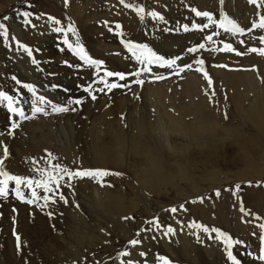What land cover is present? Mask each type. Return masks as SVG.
Instances as JSON below:
<instances>
[{
  "label": "bare ground",
  "instance_id": "1",
  "mask_svg": "<svg viewBox=\"0 0 264 264\" xmlns=\"http://www.w3.org/2000/svg\"><path fill=\"white\" fill-rule=\"evenodd\" d=\"M81 1L82 3H80ZM81 1L73 0L74 7H78L72 13L73 19L68 18V20L72 27L75 26L79 36L80 33H83L84 40L81 36L82 41L79 43L85 44V51L92 58L104 63L97 69L78 61L84 72L77 75L79 82L78 86L73 87V91L68 88L66 79L68 74H71L72 69L64 62L67 61L70 65L76 64L72 62L71 50L63 43L64 33L54 31L55 28H64V23L56 24L49 19L46 21L47 24L39 26L41 27L42 38H38V42H32L35 44L33 47L29 46L24 38V40L18 37L11 40L8 37L4 38L6 45L3 47L7 48L5 57L8 63L2 56L0 91L16 96L21 103L14 106L23 108L26 114L33 118L21 120L19 116L9 112L6 102L0 103V160H3V168L9 173L32 179H40L39 170L49 169V165L55 163H59L72 171L107 169L122 175H112L110 186L105 181L108 179L107 176L102 178L103 186L97 180L88 177L71 180L64 177L60 181L61 187L55 193L45 192L42 188H35L34 185L33 187L41 199L31 204L22 202L17 198L14 191L15 184L10 181L8 196L0 197V264H62L61 262L65 261V256L69 255L72 249L80 250V246L78 247L77 242L72 238V232L81 233L84 228L90 230L93 220L98 222V226L102 225L98 218L85 210L84 204L91 206L97 216L108 220L116 218L119 222L129 220L125 217H135L132 213L139 210L141 205H144L148 211L153 207L152 201L142 196L138 197L140 199L138 203L133 202L128 196L127 189L130 191L141 185L155 183L160 187H165L170 183L174 185L175 179L182 172L187 173L188 177L192 179L194 177L206 178L212 174L221 175L223 173L222 168L228 170L232 178L237 179L257 178L256 176L264 175V151L261 150L263 149L262 142H264V64L259 65L261 78L256 79L251 73L253 70L249 73L251 69H248V72H231L229 69L239 70L241 68L244 70L246 66L242 64V60L237 62L238 64H228L229 61L227 60H218L220 54L214 48L210 52L206 49H200L195 53H189L187 49L201 44L205 34L202 30L191 27L196 21L188 19L191 18V14L186 6L189 5L191 8L193 5L189 1L161 0L164 2V6L157 7L160 10L159 15L163 19L154 17L153 23H149L152 25L149 26L151 28H148V33L142 30L133 40L124 37V32L118 31V27L111 29V26L101 25L102 27L99 28V20H96L95 23L92 22L100 14L98 10H105V13L112 11V0H96L95 9L90 11V5L85 4V0ZM193 3L200 2L193 1ZM238 5L240 7V10L237 11L240 16L239 22L244 24L245 11L256 9H254L253 3L248 0L244 1L243 5L239 0L236 3V8ZM244 5L248 9L245 8L243 14ZM80 7H84L82 13H80ZM197 8L199 9V7ZM139 16L137 17L140 19L141 16ZM212 20L216 21L212 27L217 31L218 16ZM150 21L148 20V22ZM77 22L80 25L79 30L76 26ZM161 23L162 25H160ZM3 24L8 26L9 23ZM184 25L189 26V31H184ZM212 27L204 28L208 30L207 34L210 30L212 31ZM15 29L19 30L20 27L16 26ZM114 30L119 36H123L125 42L131 41L135 44L147 45L155 53L167 59L176 58L179 54L183 56L177 61L179 64L176 63L169 69L166 68L167 66L159 68L151 66L152 72L144 73L142 72L144 66L131 56L123 44H119L120 42L111 36V32ZM65 32L67 31L65 30ZM12 34L15 35L13 30ZM224 37L228 38L229 35L223 34V40ZM217 38L219 40L217 45H219V34ZM68 39L71 41L70 35ZM191 41L193 42L190 43ZM210 42L208 41V43ZM21 44L27 45L32 50L31 57L20 47ZM111 44H115V47L121 49L117 51V57L106 50V46L109 47ZM214 55L215 57L210 58ZM33 59L38 63L33 64ZM198 59L204 61L202 66L204 71H207L216 84L215 94L207 91L205 85L200 83V78L204 74L202 73L201 76V73L195 72L196 69L201 68V65L195 63ZM120 60L126 61V64ZM214 63L226 65V67L219 66L220 70H211V65ZM186 64H191L192 68H185L184 71H180L179 66ZM105 69L124 72L126 74L124 81H120L117 77L107 79L110 83L127 84L128 87L116 88L110 92L107 88L103 92L96 91V89L104 87L102 83H99V79L103 76ZM174 70H177L180 75L182 74L180 79L183 81L180 85L182 86L181 94H179L180 90L175 89L174 91L173 89L174 96L171 97L167 95L166 87L176 80ZM136 72H139L140 75H131V73ZM214 73L218 74L226 85L225 91L228 94L226 103H224V96H218L221 93L217 95L219 88L217 85L221 82ZM13 76L23 83L33 84L38 95H44L53 102L64 105L69 98L84 101L86 98L84 88L88 86L87 81H91L93 94L98 98L95 104L99 106L98 104L101 103L109 106L107 109H105L107 105L103 108L100 107L102 109L98 108L100 111L97 112L95 108L86 122H80L78 115V110L82 104L72 105L71 108H75V111L69 110L62 113L53 112L48 105H39L45 109L47 114L36 113L33 116L32 100L34 97L22 85H18L12 79ZM155 76L165 78L155 80ZM140 79L144 80L142 89L139 88L141 85L135 82ZM52 85L59 87L54 89ZM64 89L69 90V96ZM212 91L214 92L213 87ZM166 98H171L172 113L166 109L167 104L164 102ZM106 99L109 101L106 102ZM196 99L202 100L201 103H197ZM248 101L251 102V114L247 121L255 125V134H244V126H238L239 129L234 131L236 127H233L234 122L232 124L234 119L239 121L240 117L243 121L244 106L248 104ZM211 102H218V104L216 103V106L211 107ZM112 103L113 105H111ZM229 103H231V107L228 106ZM222 107L229 111V115H227L230 121L224 124L226 127L219 126L218 113L216 116L210 114V109L217 110ZM252 107H255L256 110H252ZM13 123L19 125L14 130L12 129ZM78 124L84 130V137L88 139L86 142L75 143L77 139L74 131ZM233 134H236L234 137L232 136L234 144L230 143V139L228 140V136ZM5 147L8 149L6 158ZM49 153L56 159L49 157ZM119 183H122V186L119 187ZM21 191L26 200L33 199L30 189L22 185ZM132 191L136 194L135 190ZM61 194L65 196L67 203L59 198ZM46 195L54 199L55 203H52L51 200L46 202L42 198ZM70 201H73L74 204H71ZM155 205L159 206L160 203H155ZM70 212L73 213L72 218L69 217ZM153 213L150 211L149 215H153ZM262 219H254L251 223L252 229H247V232L254 235L252 237L244 235V237L247 236V244L244 245L243 243L239 248L232 249L233 254L237 256L241 264H264V261L258 259L259 248L262 246L259 239L262 233L260 225L264 224ZM72 220L76 225H73L74 228L69 224V221L71 223ZM137 221L133 223L132 227L138 226ZM115 225L118 224L115 222ZM205 227L209 228L208 233L203 232L202 229L189 227L187 230H176L175 234H169L171 238L175 237L177 247L180 245L182 249L183 243L184 245L186 243L185 236L191 240L196 239L200 248L207 244L210 249L200 253V263L187 260L185 252L183 254L180 251L178 252L182 261L172 259L168 244L165 241L166 235L163 234L164 230L167 231V229L161 224L149 227L150 235L140 234L141 243L135 247L131 245L135 256L132 254L133 258L130 254V257L134 259L132 260L134 264H160L157 259L158 256L169 258L173 264H232L228 259L221 260L219 255L209 257V254H213L214 250L220 248L219 244L223 240L214 238L216 233L211 231L214 227ZM223 233L228 234L234 240H239L236 232L234 235H230L229 232ZM82 234L86 239L87 234ZM17 235L20 237L19 249L17 248ZM149 236L152 238L151 240ZM79 239L82 238L79 237ZM179 241H181L180 244H178ZM141 252L146 253V255L140 256L139 253ZM64 264L67 263L64 262Z\"/></svg>",
  "mask_w": 264,
  "mask_h": 264
},
{
  "label": "rangeland",
  "instance_id": "2",
  "mask_svg": "<svg viewBox=\"0 0 264 264\" xmlns=\"http://www.w3.org/2000/svg\"><path fill=\"white\" fill-rule=\"evenodd\" d=\"M78 1H81V0H78ZM87 1L89 0H85L86 2L85 4L90 5L89 11L91 9L94 10L95 9L94 3H96V0H93L92 2H87ZM186 1H189L191 4H193L191 5V8L189 5L186 6L187 10L191 14V18H188V17L186 18L194 22L196 21V23L198 24H201V25L209 24V28L213 26V23H210L209 20H207V18L195 16V13L192 11L193 8L199 11L201 10L202 12L203 11L210 12L212 14V18H214L215 16H218V19H219L218 21L223 20L225 17H228L229 19L231 18V20H234L237 24H239V26H241V28L245 29L243 33H238V34L235 33L234 35L233 33H230V32L226 33L222 28L219 27V23H218L217 31H215L213 27H212V31L210 30L211 32L209 31L208 34H207L208 32L207 29L202 30L203 32H205L204 40L202 43L205 45L204 49H206L207 51L209 50V52L213 48L215 51H217L218 49H222L225 43H230L233 46V48H235L237 51L246 53V54L236 55L235 52L230 53L227 51L218 50V54H220V57L218 58V60L220 61L227 60L230 62V63L228 62V64H231V63L238 64L239 61L242 60L243 62L242 64L246 66L244 70L241 68L239 70L238 69H229V70H231V72H235V71L248 72L251 69L249 73L253 70L254 72L253 71L251 72L252 75L256 79L261 78L260 73H259V65L264 64V56L258 53L247 52V49L252 48V47L264 48V43H261L259 40L260 36H264V29L255 28V29H252L251 31L248 30L252 24L259 23L260 15L264 14V11H263L264 7H258L257 5L254 6L253 4L254 9H256V10H253V9H248L244 5L243 14H244V10L246 9L248 10L245 11L246 15L244 16V19H243L244 24H243L239 22L240 16L237 14V11L240 10V7L238 5V7L236 8V3H238L239 0H223V3H221V0H186ZM193 1H198L200 3H193ZM244 1L246 0H241L242 5ZM248 1L250 2V0ZM72 2L73 0H68L67 4H65V0H0V23L2 22L9 23L8 26L6 27L8 29V38L10 40L14 39L15 37L21 38V40L26 39L24 41H26L29 46L33 47L35 46V44H32V42H38V38L40 37L42 38L41 27L39 26L47 24L46 21L49 20V17L54 16L56 20H59L60 22L64 23L65 26L63 29L66 31L69 26H72L68 18L73 19L72 13L73 11H75L76 7H78V6L74 7ZM80 3H82V1ZM129 4H131L133 7L126 6ZM112 6H113L111 9L112 11H107V13L104 12L105 10L103 11L98 10L100 14H98V17L95 18L92 22L95 23L96 20H99L98 21V24L100 26L99 28L102 27L101 25H107L106 27L111 26V29L113 27H114L113 29H115L117 28V25H119L120 27H118L119 28L118 31L122 30L124 32V37L126 36L130 40H133L134 37L138 34V32H141L142 30H145V32L148 33L147 30L148 28H151L149 26L152 25V24L149 25V23L151 22L153 23L154 17L152 16L150 17V15H147V14L149 13V11L152 12V10L160 13V10H158L159 8L157 6H164V2H162L161 0H124V3L122 4L120 0H112ZM140 7H143L145 9V12L138 13L137 9ZM197 7H199V9ZM82 9H84V7L83 8L80 7V13H82ZM23 12L30 13V16L28 17V19L31 21L30 24H27L24 22L25 18L22 15ZM5 16L9 17V19L4 20L3 18ZM137 16H139L140 19ZM148 20L149 21L151 20V21L148 22ZM43 21L45 23H41ZM77 24L76 26L79 30L80 25L78 22ZM160 25H162V23ZM16 26H19L20 29L16 30L15 29ZM12 30L14 31L15 35L12 34ZM114 31L111 32L112 33L111 36L113 38L115 37L116 40L120 42L119 44L124 45L125 41H124L123 36L122 37L119 36L117 31L116 30ZM218 31H219V36H220V43L219 45H217L219 40L217 38V35H213L214 38L210 42L212 44L211 45L210 43H208V40L206 39V37L208 35H212L214 32L218 33ZM67 34L68 36L70 35L71 41L70 40L69 41L73 45H75L77 40L79 42H81L82 39L84 40V36H82L83 33H80V36H79V33L76 31V28H75L74 33L67 32ZM223 34L229 35V37L228 38L224 37V40H223L222 38ZM81 36H82V39H80ZM0 38H1L0 39V62L3 64L2 56L5 57L6 55L5 52L7 48L6 49L4 48L6 45L4 42L5 41L4 37L0 36ZM240 41H244V43L241 44L239 43ZM192 42L193 41H191L190 43ZM114 45L115 44H111V46L109 47L106 46L107 48L106 50L108 52H111L112 53L111 55H113L114 57H117V51L121 49H119L118 47H115ZM83 46L86 47L84 43H83ZM72 55H73L72 62H74L76 65H79L80 62L78 61H81V60H79V58L76 57L73 52H72ZM179 55L177 56H179L181 59L183 55L181 54ZM213 57H215V55L211 56L210 58H213ZM4 59L8 63L7 58L5 57ZM173 59H175V57H173ZM121 62H123V64H126V61H121ZM218 65H219L218 63H214V65H211V70L213 69H216L215 71L220 70ZM152 66L159 68V66L157 65H152ZM255 66L256 67L258 66V67L256 68ZM181 67L183 66L182 65L179 66V69ZM166 68L169 69V67H166ZM71 69H72V72L71 74H68L66 79L68 81V88L73 91L74 90L73 87L78 86L77 84L79 82V79L77 75L82 74L84 70L82 69V67H80V65H79V68L71 67ZM173 72L175 74L177 73V70H174ZM195 72L199 74L201 73L200 74L201 76L203 75L202 71L200 72V71L195 70ZM181 75L176 74L175 75L176 80L172 81V83H170V85L166 87L167 95H170L171 97H173L174 96L173 93L175 89H177V91L180 90L179 94H181L182 86L180 85L183 81L180 79L182 77ZM214 75L221 82L220 83L221 85L220 84L217 85V88L219 87L217 89L218 91L217 95L218 93H221L218 96L220 97L224 96V100H225L224 103H226V100L228 99V94L225 91V89H227L226 85L224 84L222 79L218 76V74L214 73ZM200 83L201 84L203 83L205 85L207 91H211V93H214V94L216 93L215 82H213L212 85L209 86V84H207L208 81L207 79H205V76H202V78H200ZM89 84H92V82L87 81V85ZM212 87L214 88V92L212 91ZM139 88L142 89V85L139 86ZM173 89L174 91H172ZM69 93L70 92L67 93L68 96H69ZM84 95L86 98L84 99L82 106L78 110V115L80 116V122H83V121L86 122L87 118H90L95 108L97 112V111H100L99 109H102L103 106L105 107L107 105L105 109H107V107L109 106L108 104L102 105L101 103H99L98 104L99 106H97V104L95 103H97L96 101L98 100V98L93 100L88 92L84 93ZM135 97L137 98V96ZM107 100L108 99H106V102ZM170 101H171V98H166L164 102H166L167 104L166 109L170 111V113H172V105L170 104L171 103ZM201 101L202 100L196 99L197 103H201ZM216 103L218 104V102ZM216 103L211 102L210 104L211 107L216 106L217 105ZM247 103L248 104L244 106L243 121L240 117L239 121H236V119H234L235 121H232V124L234 122L233 127H236L234 131H237L238 126H242V127L244 126V134L245 133L255 134L256 133L255 125H252L250 121H247L249 119L248 118L249 115L251 114L250 113L251 112L250 110L251 102L248 101ZM111 105H113V103ZM230 105L231 103H229L228 106ZM251 109L256 110L255 107H252ZM228 112H229L228 109L223 108V107L217 110L210 109V114L214 116H216V113L219 114L218 116L221 119V122L219 119L220 127H226L224 126V124H226V122L229 123L230 118H228V115H229ZM83 132L84 130L82 126L78 124L74 131V135L76 136V139H77V141L75 140V143L86 142L88 140L87 137H84ZM235 135L236 134L228 136V140L230 139V143L234 144V142L232 141L233 140L232 136L234 137ZM262 146H263V149L261 150L264 151V142H262ZM260 166H263V165H260ZM222 172L223 173H221V175L212 174V175H208L206 178L194 177L193 179L195 181L192 178H189L187 173L182 172L175 179L176 185L175 184L172 185L171 183L170 185H167L165 187H160L157 183L145 185V186L141 185L140 187H136L132 189L136 191V194L133 193L132 190L129 191V189H127L128 196L130 197L131 200H133V202L136 201L138 203L140 200L138 197L142 196L152 201V204L154 205L155 203H160L159 206L153 205V207L149 209V211L144 205H141L140 209L137 210L138 212L136 211L135 213H132L134 214L133 216L135 217H130V219L126 221L128 223H126L123 220L119 222L116 218L115 219L111 218L114 221L113 222L112 220H108L104 217L103 218L99 217L97 216L96 213L93 212V210L91 209L92 208L91 206L84 204L85 210L88 213L92 214L94 217L98 218L102 222V225L98 226V222L93 220L91 221V226L93 229L91 228L90 230H88L84 228L82 229L83 232L81 233L72 232L71 233L72 238L77 242L78 247L80 246L79 247L80 250L77 251V250L72 249L71 253L65 256V261L61 263L64 264L65 262L67 264H124V263L127 264L126 262L128 260H134L133 258L135 256V253L132 251L131 244L129 243V241L132 239L140 240L141 238L140 234L142 233L150 235L149 234L150 228L153 227V225H157L155 223V221L157 220L159 224H161L164 228L167 229L168 227L171 226L175 231L176 230L184 231V230H187L189 227H192L193 224H199L202 226L204 225V226L214 227L216 229H219L221 232H229L230 235H234V232H236L238 235L239 241L243 240L242 242L244 243V245L247 244L246 243L247 236L244 237V235H248V236L250 235V237L254 236L253 233L247 232V229H252L251 223L253 222V220L254 219L261 220L262 218H263L262 220H264V175L261 177L256 176L257 178H250V177L245 178L244 176L245 179H237V178H232V175L226 169L224 170L222 168ZM224 172H227L226 174L228 175L226 176ZM107 177L108 179H106L105 181L109 185L110 182L112 181V175H108ZM237 185H239V189H237ZM118 186L119 187L122 186V183H119ZM217 192L219 193V195H217ZM70 203L74 204L73 201H70ZM181 205H183V207H181ZM241 207H243L250 214L241 212L240 210ZM172 208H176L177 211L175 212L170 211ZM150 211L154 212L153 215H149ZM72 214L73 213L70 212L69 214L70 218H72ZM250 215H251V218H250ZM135 221L138 222V226L132 227ZM115 222L118 225H115ZM149 222H153V223H149ZM69 224L72 226L73 225L76 226L73 220L71 221V223L69 221ZM195 229H202V228H195ZM154 231H157V230H154ZM82 233L87 234L86 239H84ZM105 233L108 235H106ZM165 233H166V230H164L163 234ZM74 234L77 236H75ZM79 237L82 239H79ZM165 238H166L165 241L168 244L169 252L171 253V258L179 262L182 261V258L178 251L182 252L183 254L185 252V256L187 260L189 261L193 260L195 263H200V259H201L200 253L207 252L210 249V247L207 244H205L202 248H200L196 239L193 238L191 240L189 237H186V236H185L186 243L185 245L183 243V249L180 245L179 247H177V243L175 242V237L171 238V236L168 234L165 236ZM149 239L151 240L152 238L149 236ZM180 243L181 241L178 242V244ZM219 245L222 250L220 248H218L217 250H214L213 254L212 253L209 254V257L211 258L212 255H216V256L219 255L221 257V260L227 259V249L225 248L223 241ZM240 246L241 244H234L233 249L239 248ZM137 248H140V247H137ZM136 250H140V249H136ZM136 250L135 252H137ZM125 251L130 252L131 255L134 254V256L132 255L133 258L130 256L126 257L123 255H120V253L125 252ZM135 258L137 259V257Z\"/></svg>",
  "mask_w": 264,
  "mask_h": 264
},
{
  "label": "snow or ice",
  "instance_id": "3",
  "mask_svg": "<svg viewBox=\"0 0 264 264\" xmlns=\"http://www.w3.org/2000/svg\"><path fill=\"white\" fill-rule=\"evenodd\" d=\"M120 2L123 4L124 0H120ZM251 3H253L254 5H257L258 7H264V0H250ZM68 3V0H65V4ZM221 3H223V0H221ZM127 7H132L131 4L126 5ZM192 11L195 13V16L197 17H205L209 20L210 23H216V21L212 20V14L210 12L207 11H199L195 8L192 9ZM138 13H143L145 12V9L143 7H140L137 9ZM23 17L25 18L24 22L27 24H30L31 21L28 19V17L30 16V13L28 12H23L22 13ZM148 15L152 16V17H156L159 19H163L162 16L159 15V13L152 11L149 12ZM4 20L9 19V17L5 16L3 18ZM50 20H53L54 23L56 24H60L59 20H56L54 17H49ZM117 27H120L119 25H117ZM192 29H197V30H203L204 28H208L209 24H198V23H193L191 25ZM219 27L222 28L225 32H230V33H243L245 31V29L241 28L234 20H231L227 17H225L223 20L219 21ZM255 28H259V29H264V14L260 15L259 18V23H254L251 25V27L248 29L249 31H251L252 29ZM184 31H189V26L188 25H184L183 26ZM54 31L59 32V33H64L65 38L63 43L65 45H67L68 49H70L74 55L76 57L79 58V60L83 61V63L85 65H90V66H94L95 68L99 69L101 65H103V61L98 60V59H94L92 58L84 49V46L82 44L79 43V41L77 40V42L75 43V45H73L72 43H70L68 36H67V32H75V28L72 26H69L67 29V32H65V30L63 28H55ZM122 34V33H121ZM219 33H213L212 35H208L206 37V39L208 41H212L213 40V35H218ZM0 36L4 37L5 39L8 37V29L5 26V24L0 23ZM259 40L261 43H264V36H260ZM241 44L244 43V41H240ZM124 46L127 49V51L129 53H131V56L133 58H135V60L143 65L144 67L142 68V72L144 73H151L152 72V65H157L159 67H164L167 66L169 68H171L173 65H175L177 63V60L180 59L179 56H177L175 59H167L162 55H158L157 53H155L152 49L148 48L147 45H143V44H135L131 41L128 42H124ZM21 48H23V50L28 54V56H32V50L27 46V45H20ZM205 45L203 43L199 44L196 47H190L187 49V51L189 53H195L197 51H199L200 49H204ZM219 51H227V52H235L236 55H244L246 53H242L237 51L235 48H233V46L230 43H225L222 49H218ZM247 52H253V53H258L262 56H264V48H256V47H252V48H248ZM33 64H37L38 62L33 59L32 60ZM66 65H68L69 67H79V65H70L68 64L67 61L64 62ZM195 63L201 65V68L196 69L197 71H202L205 78L208 81L209 86L212 85L213 81L211 79V77L209 76V74L207 73V71H204L203 69V64L204 61L202 59H198L195 61ZM220 67H226V65H218ZM191 69L192 65L191 64H186L183 67L180 68V71H184V69ZM99 74V73H97ZM177 75H179V72L175 73ZM131 75H140L139 72L136 73H131ZM111 77H117L120 81H124L126 79V74L124 72H116V71H111V70H104L103 76L100 77L99 79V83H102L104 85V87L96 89V91H100L103 92L105 88H107V90L110 92L113 89L116 88H122V87H128L127 84H120L117 82H109V80L107 78H111ZM165 77L163 76H155L154 79L155 80H160V79H164ZM12 79L18 84V85H22L23 88L27 89L28 93H30L34 99L32 100V113L33 116L36 113H44L47 114L45 112V109L43 107H40L39 105H48L51 107L52 111L55 113H62V112H68L69 110L75 111V108H71L72 105H80L82 104V100L81 99H72L69 98L67 100L66 105L64 104H59L56 102H53L51 99H48L46 96L44 95H38L37 94V89L33 84H29V83H23L19 80H17V78L15 76L12 77ZM137 84L143 85L144 80L140 79V80H136L135 81ZM52 87L55 89L57 87H59L58 85H52ZM65 92H68V89H64ZM84 91L88 92L89 95L91 96V98L93 100H95L97 97L96 95L93 94V90H92V85L89 84L87 87L84 88ZM7 103V107L10 113L15 114L17 116H19V118L21 120H27V119H31L33 118L32 116H28L26 114V112L24 111L23 108L18 107V106H14V105H18L19 103H21L20 100H18L16 98V96L13 95H9L8 93L4 92V91H0V103ZM19 125L16 123L12 124V129L14 130L15 128H17ZM11 134V133H10ZM4 154H5V158L8 155V149L7 147L4 148ZM49 157H51L52 159H56L55 157H52V154L49 153L48 154ZM3 160H0V197H7L9 194V182H14L15 184V195L17 196L18 199H20L22 202H26V203H34L36 200L41 199V197L37 194V192L35 191V188H42L45 192H52L55 193L56 191L59 190V188L61 187L60 185V181L64 179V177H68L69 180L73 179V178H84V177H88L91 179H95L98 182L101 183V186H103V177H106L108 175H122L121 173H114L111 172L110 170L107 169H85V170H69L67 167L62 166L59 163H55V164H50L49 165V169H40V175L41 178L40 179H32L29 177H25V176H20V175H13L11 173H9L8 171L4 170L3 168ZM24 186L28 189L31 190V195L33 197V199H25V195L24 193L21 191V186ZM35 185V188L33 187ZM54 186V187H53ZM110 186V185H109ZM237 189H239V185H237ZM217 195H219V193L217 192ZM46 202L51 200L52 203H55V200L52 199L50 196H43L42 197ZM61 200H64L65 203H67V200L65 198V196L63 194L60 195L59 197ZM181 207H183V205H181ZM241 212H245L246 214H250L248 213L243 207H241ZM170 211L175 212L177 211L176 208H172ZM51 215V214H50ZM125 219H130V217H125ZM149 223H153V222H149ZM155 223L157 224V226H159V222L158 220L155 221ZM192 227L194 228H202L203 232L208 233L209 232V228L199 225V224H193ZM260 228L262 230L261 235L259 236V239L261 241V247L259 248V256L258 259L260 261H264V224L260 225ZM211 231L213 233H216V236L214 237L215 239H222L224 245L227 248V259L229 261L232 262V264H241V261L237 258V256H235L233 254V245L234 244H242V241L239 240H234L231 236H229L226 233L221 232L219 229H211ZM168 234H175V230L172 227H168L167 231L165 233V235ZM17 239V248L19 249L20 247V237L17 235L16 236ZM129 243L135 247L136 245L140 244L141 241L137 240V239H132L129 241ZM130 252L125 251L120 253V255L123 256H130ZM248 255H252L251 253H247ZM140 256H145L146 253L141 252L139 253ZM157 259L160 261V264H173V262L165 257V256H158ZM127 264H134V262L132 260H128Z\"/></svg>",
  "mask_w": 264,
  "mask_h": 264
}]
</instances>
